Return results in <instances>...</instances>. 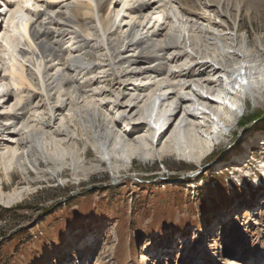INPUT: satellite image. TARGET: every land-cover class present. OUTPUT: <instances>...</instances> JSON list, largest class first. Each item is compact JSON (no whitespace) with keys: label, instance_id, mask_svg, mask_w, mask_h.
Segmentation results:
<instances>
[{"label":"rangeland","instance_id":"1","mask_svg":"<svg viewBox=\"0 0 264 264\" xmlns=\"http://www.w3.org/2000/svg\"><path fill=\"white\" fill-rule=\"evenodd\" d=\"M5 1L0 5V264H264V169L256 171L255 167L257 163L261 167L264 158L256 153L264 140V98L254 102L245 95L242 111L233 109L236 122H226L229 125L226 129L213 133L209 126L215 113L208 105L189 94L198 115L196 128L186 129L183 125L190 120L189 103L179 109L177 100L169 99L163 103L162 108H167L164 112L169 115L179 112L172 119H175L172 129H176L178 136L172 142L173 148H163L156 142L154 147L143 145L142 151L132 149V141L127 140L123 130L115 132L111 124L113 131L104 141L94 138L89 144L77 146L67 142L75 136L61 121L62 116L55 123L57 128L60 125L65 130L60 134L54 127H48V117L44 116L47 127L38 143L47 148L56 163L47 165L43 161L42 168L36 170L23 158L24 167H19L5 158L10 149L14 150L11 145L14 141L9 131L2 130L5 123L2 113L14 115L16 100L22 95L34 107H39L36 116L43 118L44 101L38 90L23 93L8 72L12 62L24 59L19 53L22 42L13 28L25 20L33 21L35 16L32 9L7 12ZM171 1L183 12L190 9L198 17L212 21L218 13L222 14L232 28L238 24L249 34L256 52L264 50V0ZM99 9L105 19L108 9L103 3ZM121 14L122 22H119L121 16L116 23L119 28L115 30V26L109 32L126 37L130 27H137L136 31L140 24L139 20L130 22L125 10ZM79 21L85 24L89 19L79 18ZM257 38L262 45H258ZM59 40L65 50L75 42L72 36ZM224 43L221 46L224 53L235 51L226 47L230 40ZM196 49L175 66L185 68L190 64V57L198 58L195 53L205 51ZM101 53H96L99 54L96 60L104 58ZM124 55L127 54L124 52ZM99 59L95 62L101 65L102 59ZM198 59L197 62L217 69L218 61H223L222 58ZM55 70L61 73L58 66ZM99 72L96 71L93 79L90 76L92 88L106 91L103 102L114 105L119 92L105 87V78H99L105 76L111 82L116 76L106 70L101 75ZM132 82L145 83L128 77L119 83L126 86ZM131 87L123 91L127 94L124 104L129 105L137 95L132 94ZM192 89L205 93V89L194 84ZM50 100L54 101L53 95ZM144 105L139 103L133 109L128 116L132 117L130 120L122 110H111V107L103 118L109 123L112 117H121V124L133 125L143 119L136 112ZM151 108L150 103L145 107L147 112ZM164 112L157 117L160 119ZM203 112L208 118L200 115ZM23 126L20 123L16 130H23ZM199 136L202 141L198 140ZM5 144L10 149H4ZM190 145L197 149L190 151ZM25 152L24 146L18 154ZM205 154L209 155L207 159L197 163L198 157ZM254 156L258 159L256 164L251 160Z\"/></svg>","mask_w":264,"mask_h":264},{"label":"bare ground","instance_id":"2","mask_svg":"<svg viewBox=\"0 0 264 264\" xmlns=\"http://www.w3.org/2000/svg\"><path fill=\"white\" fill-rule=\"evenodd\" d=\"M6 1L3 4L7 12L12 9L10 11L14 14V12H28L32 9L35 16L33 21L25 20L18 28H13L22 42L19 53L24 59L22 62H12L8 72L16 79L17 85L24 90L23 93L28 94L31 89L38 90L44 101L43 118L36 116L39 107H34V104L27 102L22 95L16 100L14 115H7L5 111L2 113L4 118L2 119L5 122H3L2 130L9 131L14 141L11 143L14 150L7 147V144L2 145L4 149H10L5 158L19 167H24L23 158L36 170L42 168L43 161L48 163L47 165L51 162L56 163L52 156L48 155L47 148L41 147L38 143V138L47 127L44 116L48 117L50 124L48 127H54L53 130L57 134L65 132L59 128L60 125L58 128L55 126L57 117L62 116L61 121H64L65 126L72 130V136H75L74 139L69 138L67 142L77 146L89 144L94 138L100 142L104 141L113 131L109 127L111 124V129L115 132L123 130L127 140L132 141V149L142 151L143 145L154 147L158 142L164 148L176 142L174 140L178 136L176 129H172L175 121L172 119L177 118L179 112L169 115L168 112H164L167 108L165 110L162 108L163 103H168L169 99L177 100L179 109L182 105L189 103L187 117L190 120L183 125L186 129H191L193 126L196 128L195 120L198 115V112L194 111V102L191 103L189 100V94L196 97V101L201 104L208 105L215 113L209 126L213 133L226 129L229 126L226 122H236L237 114L233 112V109L242 111L240 107L245 95L254 102L264 98V50L256 52L249 34L244 33L238 24L232 28L223 20L224 16L221 13L222 16L218 13L214 18L215 21H212L207 17H198L190 9L183 12L177 9L179 7L173 6L170 0H112L113 2L111 0H16L15 3ZM100 3H103L109 11L105 19L100 13ZM121 5V9H118ZM122 9L128 12L130 22L139 20L140 24L136 31L134 30L137 27L129 25L130 30L126 37L117 32H109L115 26V30L119 28L116 23L121 16L119 22H122ZM12 18L10 17V20ZM79 18L89 19V21L82 24ZM66 36H72L75 40L67 50L63 48L62 41L59 40L60 37ZM4 38V35L1 36L2 41ZM227 39L231 43L225 46L229 50H235L234 52L224 53L221 49ZM256 42L262 45L260 38H257ZM201 48L205 51L200 52ZM195 49L200 52L195 53L199 59H194L192 56L190 64L185 65V68L175 66L187 57L188 52ZM101 51L100 56L104 58L99 57L102 60L98 58L102 62L98 65L95 60L99 54L96 53ZM123 51L128 56L124 55ZM188 58L189 55L186 59ZM211 58L223 59L221 62L218 61L219 69L196 61ZM56 66L61 70L60 74L55 70ZM105 70L116 76V79L114 78L115 80L111 82H108L110 80H107L105 76L99 78H105L103 80L105 87L119 92L114 105L103 102L106 91L92 88L94 86L92 79L96 77V71H100L101 75ZM126 77L136 82L145 81V83L132 82V85L126 86L119 83L120 79ZM186 79L189 81H185ZM192 84L205 89V93L195 92ZM126 87L132 88H130L131 92L133 91L132 94L137 93L136 97L130 100L129 105L124 104L127 94L124 95L123 91ZM50 95H53V102L50 100ZM139 103L145 105L136 112V115L139 114L143 119L136 120L133 125L121 124L123 123L121 117L118 119L112 117L109 123L103 118L108 112L107 108L111 107V110H122L126 118L130 120L132 117L128 116L133 109L139 107ZM149 103L152 108L158 103L160 105L156 110L151 108L147 112L145 107ZM162 111L163 116L159 119L157 116ZM63 112L66 114L63 115ZM202 114L208 118L204 112L200 113ZM165 116H168L167 119ZM153 117L154 122L160 121L156 124L157 130L148 124V120L152 121ZM20 123L25 124L22 127L23 130H20L21 128L16 130ZM207 134L211 135L210 132ZM67 136L66 133L65 138ZM198 140L203 139L199 136ZM24 146L26 154L20 153L19 156L18 151ZM190 146V151L193 148L197 149L195 145ZM260 146L264 147V140ZM262 147L257 149V155H263ZM208 156V154L199 156L197 163L200 164ZM161 157L164 156L161 155ZM262 163L261 161V167L255 166L256 171H258L257 168L264 169V163Z\"/></svg>","mask_w":264,"mask_h":264},{"label":"trees","instance_id":"3","mask_svg":"<svg viewBox=\"0 0 264 264\" xmlns=\"http://www.w3.org/2000/svg\"><path fill=\"white\" fill-rule=\"evenodd\" d=\"M224 185L223 184H220V187H223Z\"/></svg>","mask_w":264,"mask_h":264},{"label":"built area","instance_id":"4","mask_svg":"<svg viewBox=\"0 0 264 264\" xmlns=\"http://www.w3.org/2000/svg\"><path fill=\"white\" fill-rule=\"evenodd\" d=\"M113 2V1H112Z\"/></svg>","mask_w":264,"mask_h":264}]
</instances>
